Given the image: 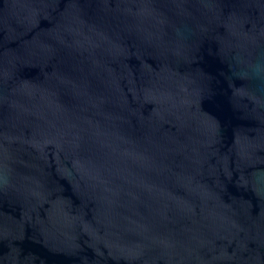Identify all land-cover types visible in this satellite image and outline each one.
Returning a JSON list of instances; mask_svg holds the SVG:
<instances>
[{"label": "water", "instance_id": "95a60500", "mask_svg": "<svg viewBox=\"0 0 264 264\" xmlns=\"http://www.w3.org/2000/svg\"><path fill=\"white\" fill-rule=\"evenodd\" d=\"M0 264H264V0H0Z\"/></svg>", "mask_w": 264, "mask_h": 264}]
</instances>
